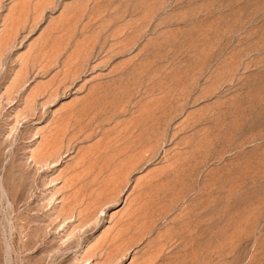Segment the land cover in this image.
Wrapping results in <instances>:
<instances>
[{
  "label": "rangeland",
  "instance_id": "1",
  "mask_svg": "<svg viewBox=\"0 0 264 264\" xmlns=\"http://www.w3.org/2000/svg\"><path fill=\"white\" fill-rule=\"evenodd\" d=\"M0 264H264V0H0Z\"/></svg>",
  "mask_w": 264,
  "mask_h": 264
}]
</instances>
